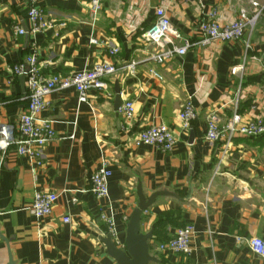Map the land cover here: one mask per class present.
<instances>
[{"label":"crops","instance_id":"obj_1","mask_svg":"<svg viewBox=\"0 0 264 264\" xmlns=\"http://www.w3.org/2000/svg\"><path fill=\"white\" fill-rule=\"evenodd\" d=\"M40 7L54 28L30 35L26 0H0V124L17 131L26 95L12 68L32 46L42 78L70 76L104 62L117 72L105 79L103 90L88 92L85 102L74 90L45 98L38 119L52 122L55 138L42 148L43 160L34 170L15 146L0 149V264L7 263L8 250L16 264H116L101 244L109 234L100 214L112 210L120 244L115 246L122 249L138 185L146 200L157 192L170 195L156 198L142 214L141 230L152 231L149 255L156 259L149 264H264L248 245L253 238L264 243V134L205 139L212 112L220 128L233 115L241 124L264 121V0H103L96 15L90 14L89 0H44ZM157 8L179 35L176 46L200 39V24L212 9L220 25L241 13L257 20L240 40L193 46L182 57L156 64L148 56L157 49L144 33ZM107 45L118 53L110 57ZM115 83L121 105L133 104L129 120L113 111ZM187 100L197 117L184 128L179 113ZM158 125L172 132L173 150L132 143L142 130ZM102 164L111 172L106 201L89 192ZM35 193L57 195L49 217L30 214ZM164 213H173L172 225L154 233ZM186 225L194 228L188 255L157 250Z\"/></svg>","mask_w":264,"mask_h":264},{"label":"built area","instance_id":"obj_2","mask_svg":"<svg viewBox=\"0 0 264 264\" xmlns=\"http://www.w3.org/2000/svg\"><path fill=\"white\" fill-rule=\"evenodd\" d=\"M44 0H26L28 5L27 17L29 23L28 33L35 35L54 28V21L45 17L40 4ZM103 0H89V11L91 15H96L102 7ZM155 21L144 33L146 41L156 47V51L148 56V59L156 64H163L175 57H182L190 47H205L213 42H234L240 40L244 35L246 27L253 28L257 15L247 20L244 13L239 18L225 25H220L217 21V11L210 10L206 18L200 24V39L196 42L182 40L180 46L174 43L178 41L179 35L172 27L165 11L162 8L155 9ZM15 33L24 35L25 32L20 28H15ZM91 43H95L91 41ZM110 57L118 53V48L114 45H107ZM135 63L127 66L131 71ZM117 68L109 63H99L91 69L73 73L70 76L52 75L48 78H42L37 69L36 47L32 46L31 54L25 57L21 62L14 65L12 75L23 76L25 78L26 109L19 117L17 131L9 125L0 124V149H6L9 146H15V152L20 157H25L31 169L40 166L43 160L42 148L53 141L55 133L52 128V122L48 120H39L38 116L43 112L47 104L45 98L54 91L74 90L78 95L79 102L86 101V94L90 91H100L105 88V79L116 74ZM235 72V70H234ZM161 79L157 74H153ZM261 89L264 91V68L261 81ZM119 113L124 119L129 120L134 114L133 104L126 101L119 108ZM197 113L190 100H187L179 113V119L184 128L196 120ZM264 134L263 119H256L241 124L238 115H233L230 122L224 128L218 126V119L214 112L209 113L206 122L205 139L208 142H215L221 139H230L233 137L253 138ZM17 135V136H16ZM136 146L155 147L162 152H170L176 144V139L172 132L164 125L150 126L142 130L132 140ZM111 172L101 165L92 175L89 192L97 200H108V180ZM58 197L54 193H35L30 208V214L36 219L49 217L56 204ZM76 200L73 199L74 203ZM100 220L105 224L107 233L111 236L116 245L120 246L116 238V228L112 217V210L100 214ZM64 224L70 222L69 218L62 219ZM194 234V228L186 225L175 231L173 237L166 243L158 246L159 252H171L174 254L188 255L190 253V240ZM251 252L264 260V243L258 238L248 241ZM123 247V246H121Z\"/></svg>","mask_w":264,"mask_h":264},{"label":"water","instance_id":"obj_3","mask_svg":"<svg viewBox=\"0 0 264 264\" xmlns=\"http://www.w3.org/2000/svg\"><path fill=\"white\" fill-rule=\"evenodd\" d=\"M264 62V57H263ZM21 92L25 96V78L22 76L20 79ZM115 98L113 101V111L117 113L121 106L119 87L118 84H114ZM162 196H170L169 193L157 192L152 194L147 200L142 195L140 185L136 188V197L138 203L136 208L131 212L128 217L125 230V238L123 241L122 249L115 246L110 235L101 239V244L105 248V253L116 264H149L156 263V259L149 255L148 241L152 238V231L143 233L141 230V218L142 214L148 210V208L154 203L156 198ZM8 245L7 241H4ZM7 263L16 264L11 252L7 251Z\"/></svg>","mask_w":264,"mask_h":264},{"label":"trees","instance_id":"obj_4","mask_svg":"<svg viewBox=\"0 0 264 264\" xmlns=\"http://www.w3.org/2000/svg\"><path fill=\"white\" fill-rule=\"evenodd\" d=\"M244 36V35H243ZM243 38V37H242ZM17 136V135H16ZM255 138V137H253ZM174 216H173V213H164L162 214L158 220L154 223V225L152 226V229L155 232H158V231H161L162 228L166 227V226H170L172 225V220H173ZM184 226L180 227V228H183ZM179 228V229H180ZM178 230V229H177ZM160 234H163V233H160ZM173 237V235L171 237H169L166 241H164L163 243H166L167 241H169L171 238ZM165 238H166V235H165Z\"/></svg>","mask_w":264,"mask_h":264},{"label":"rangeland","instance_id":"obj_5","mask_svg":"<svg viewBox=\"0 0 264 264\" xmlns=\"http://www.w3.org/2000/svg\"><path fill=\"white\" fill-rule=\"evenodd\" d=\"M255 7H256V5H255Z\"/></svg>","mask_w":264,"mask_h":264}]
</instances>
